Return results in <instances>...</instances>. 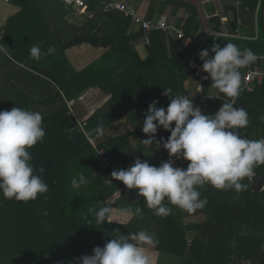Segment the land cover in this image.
Wrapping results in <instances>:
<instances>
[{
    "label": "trees",
    "instance_id": "obj_1",
    "mask_svg": "<svg viewBox=\"0 0 264 264\" xmlns=\"http://www.w3.org/2000/svg\"><path fill=\"white\" fill-rule=\"evenodd\" d=\"M57 1L63 0H10L20 10L32 5L38 7L43 20L41 25L46 27L38 41L42 52L45 53L53 44L60 50L89 44L103 48L106 54L102 55L101 64L92 62L78 71L68 63L62 64L59 59L52 60L48 67V64L43 66L42 59L30 63L26 58L14 54L19 63L33 71L19 69L16 82H1L0 110H11L16 106L42 114L45 137L29 152L34 169L44 170L40 175L47 183L48 191L26 203L5 199L0 194V264H77L79 257L91 255L94 247H103L117 236L118 232L115 231H120L109 226L107 221L96 225L89 209L98 210L101 206L120 209L141 207L142 218L129 217L126 225L157 234V248L181 256V264H204L202 246L217 255L216 261H210L211 264H239L241 260L246 264H264V180L263 188L258 192L252 190V176L242 181L248 188L239 194L234 190H217L210 185L204 190L199 189L201 197H207L208 204L194 213L183 210V214L199 213L204 215V219L183 226L181 213L178 214L180 208L175 206L179 211L172 210L167 217L154 215L141 201L143 198L137 195L136 190L127 189L122 182L111 177L110 168L102 165L103 157L98 152L103 150V155L110 156L120 169L131 166L125 161L131 141L141 142L148 138L141 131L144 113L153 100L161 102L154 95L155 80L163 79L181 89L182 80L192 70L186 59L194 56L195 49L185 45L184 41L200 23L195 5L178 3L188 11L182 25L184 38L175 39L161 30H153L150 32L148 56L140 59L133 44L135 36L129 33L130 18L122 12H104L100 6L101 0H85L86 21L81 27H75L65 21L63 15L56 16L52 12L55 7L52 9L50 5L54 3L51 2ZM262 1L242 0L241 11L247 13V16L242 15L244 25L254 26L256 7ZM171 2L173 0L165 3ZM226 10L233 12L229 27L234 31L237 28L236 11L233 5H229ZM209 21L214 23V32L220 30L222 22L219 15L211 17ZM60 28L67 30L65 36L59 37L62 32ZM7 37L13 43H18L11 38V34L8 33ZM8 39L2 36L0 44L6 45ZM213 40V36L208 37L202 50ZM261 40L260 32L255 41L223 36L217 38L221 46L227 42L235 43L241 50L250 48L257 56L264 55V40ZM18 45L25 52L23 45ZM56 52L55 55L53 53L55 57ZM195 60L201 62L198 55ZM9 62L17 65L11 60ZM240 71L243 78L246 68ZM203 74V90L207 92L210 78H207V73ZM94 86L111 93V97L88 118L87 132H91L101 122L104 125L101 137L97 138L94 133L90 136L92 144L70 123L66 100L75 99ZM219 95L229 99L220 92ZM222 103L218 99L216 111ZM235 106L246 109L249 116L250 123L239 130L241 134L252 140L264 137V120L260 119L264 116V81L256 91L239 95ZM122 120L131 122L133 127L119 134L106 132L110 126ZM168 132L158 129L156 141L161 137L167 138L170 135ZM145 146L159 162L161 146L157 148L155 142L154 145ZM80 173L89 181L74 189L71 181ZM254 173L262 174L264 179V165L257 166ZM116 190L121 191L115 202L105 203V199ZM43 209L48 210V216L41 214ZM45 225H51V229ZM185 230L196 231L190 243L184 237Z\"/></svg>",
    "mask_w": 264,
    "mask_h": 264
},
{
    "label": "clouds",
    "instance_id": "obj_2",
    "mask_svg": "<svg viewBox=\"0 0 264 264\" xmlns=\"http://www.w3.org/2000/svg\"><path fill=\"white\" fill-rule=\"evenodd\" d=\"M9 50L0 44V55L9 56ZM54 52V47H49L46 53L36 45L30 49L31 57L36 60ZM210 52L214 55L210 56ZM198 57L203 61L201 70L212 81L211 86L229 98L228 101L222 103L215 114H205L194 106L192 98L173 95L171 88L164 89L163 95L170 102L167 108L157 107V100L148 105L141 129L148 138L141 142L149 146L155 142L157 148L162 145L170 159L156 166L136 158L129 168L111 173V177L127 189L136 190L147 208L162 218L171 214L169 204L189 213L203 209L208 199L201 197L199 188L206 184L217 190H234L237 194L246 191L248 185L242 181L251 177L257 166L264 165V137L252 140L241 134L239 130L250 123L249 116L246 109L235 106V99L242 90L240 69L254 63L256 53L227 42L223 47L214 43L210 49L201 50ZM260 119L264 120V116ZM158 129L170 132L166 140L161 137L156 141ZM103 132L101 122L85 135L94 133L99 138ZM44 137L43 116L39 111L16 106L11 110H0V194L5 199L26 203L48 191V185L40 175L44 170L34 169L29 152L37 143L43 142ZM173 156L187 161V167L174 166ZM86 183L83 173L71 181L74 189ZM120 211L131 218L143 216L139 206ZM89 212L99 226L107 220L111 209L101 206L98 210L91 208ZM41 214L48 216L49 212L43 209ZM45 227L51 229V225ZM158 243L154 234L145 230L120 234L103 247H94L91 255L79 257L77 264H151L147 250Z\"/></svg>",
    "mask_w": 264,
    "mask_h": 264
},
{
    "label": "crops",
    "instance_id": "obj_3",
    "mask_svg": "<svg viewBox=\"0 0 264 264\" xmlns=\"http://www.w3.org/2000/svg\"><path fill=\"white\" fill-rule=\"evenodd\" d=\"M102 1H107V0H101L100 6ZM166 1L167 0H135V3L138 7L140 15L143 16L145 19H155L161 13H165L168 16L169 22L173 24L176 28H180V29H182V25L186 20L188 11L185 6L179 5L178 3H187V4L195 5V7L198 10V18L200 20V23L196 28H194L190 32L189 36L185 37V41H184L185 45L193 47L195 49V52L199 48L198 45H203L202 48L200 49L202 50L208 41V37L213 36V33H215L213 30L214 23L209 21L211 17L219 15L220 20L222 22L221 27L224 26L226 30L231 31L229 27V21L233 19V12L230 10H226V8H228L229 5H232L233 0H173V2L171 3H165ZM51 3H54L50 5L52 6V9L55 7V11L52 12L56 14V16L63 15L64 16L63 19L68 23L74 25L75 27H81L86 21L85 20L84 22H81L79 20L80 18L79 16L85 14L74 13V11L70 8V5L68 4L67 0H63L61 2L59 1L51 2ZM241 9L242 7L239 10L234 9V11H236V17H237L236 24L238 17L242 21V15L247 16V13L241 11ZM40 15H41L40 11L38 10V7H36L35 5L30 6L26 10H20V7L15 4H12L10 0H0V38L3 36V39L5 38L8 39L7 34L8 33L11 34V38L16 40L21 45H23V49L25 51V52L22 51V47H20L18 43H13V41L9 39L6 41L5 46L9 47L10 50H9V56H7L8 59H5L2 55H0V85L3 80L9 82H16L18 76L16 73L19 69H28L29 71H33L28 66H24V64L19 63L18 60L15 59L16 56L14 54H18L20 57L26 58L27 61H30V63H34L36 59L31 57L30 46L31 45L39 46L42 51V47L38 41H39V37L45 31L43 30L44 28L43 24L41 25V21L43 20H41ZM253 18H254V26L244 25L243 21H242L243 24L241 25L237 24V28H239L240 35L245 37V39H249L250 37H253L256 29L258 31V34L259 32L262 33V27L260 26V10L258 14L256 13V17L254 15ZM255 22L257 24L256 26H255ZM44 29H46V27ZM53 29L54 27L51 28L52 32ZM60 30L59 32H61V34L59 33V37L65 36L67 30L64 28H60ZM141 31L142 30L141 28H139V26L130 25L129 33L135 36L133 41L134 47L140 59H145L148 56L149 45H146L144 43ZM164 33H166L168 37L177 39L173 32H171V34L173 35L167 32ZM186 38H189L190 40H192V42H190L189 40L187 41ZM213 38L214 40L212 42L215 41L214 43L219 44L217 42V38H215L214 36ZM52 47H54L55 51H57L56 52L57 56L55 57L53 56V54L52 55L48 54L46 56H43L41 58L42 60H40L44 63L43 66L48 64L47 66L49 67L50 66L49 64L52 60L59 59V61L62 64L65 63V65H67L68 63L76 71H78L92 62H94V64L96 65L101 64L102 55L104 53L106 54V50H104L103 48L92 47L89 44H82L65 50H60V48L58 49V46L56 44H53ZM47 49L45 50V53L47 52ZM195 54L193 56L194 58L198 55ZM92 58L94 59L92 60ZM9 60L16 63L17 65L12 64L11 62H9ZM106 61L108 62V59H106ZM12 71H14V73H12ZM203 75L201 78V82H202V92L205 95V98H201L196 91V86L198 85L200 79L192 70L190 71L188 76H186V78L182 80L181 89L174 86L172 83H168L163 79L155 80L153 84L154 95L156 99L157 98L161 99V102L158 103L157 107L166 108V106L169 104L170 99L163 95V90L171 88L173 95L180 94L192 98L194 106L199 107L203 113L214 114L217 108L216 102L218 101V99H221L223 102H227L228 100L226 98H222L219 95V91L211 86L212 85L211 79H209V86H207V92H204ZM4 76L6 79L4 78ZM89 89H93V88H89ZM211 96L212 97L215 96V97L211 99ZM110 97H111V93L104 92L98 86H94V112L102 105H104V103ZM132 127L133 124L131 122L122 120L110 126L106 132L119 134L127 129H131ZM169 134L170 132H168V135ZM164 139L166 140L167 138ZM159 140L160 139H158V141ZM134 147H136L135 150ZM133 154L135 155L134 157ZM136 158H140L142 161L146 160L150 165H156V166H159L158 163L170 159L167 150H165L162 147V145L158 154L159 162H157L154 159L153 155L149 152L147 147L145 145H142L140 140H132L130 143V151L125 161L126 163L132 165L133 160H135ZM171 159L174 160V166L177 164V167H182V168L187 167V163H188L187 161H184L182 159V161L178 162L179 159L181 158H177L175 156L171 157ZM255 175H256L255 173L252 175L251 184ZM207 187L208 186L206 184L200 187L199 189L204 190ZM120 191L121 190H116L115 192H113L108 198L105 199V203L112 204L113 202H115V200L120 195ZM141 201L143 202V200ZM168 206L171 207L172 210H174L175 212L179 211V209L173 205L169 204ZM110 209L112 212V214L111 212L110 214L116 216L114 220H111L109 219L110 216L109 214L106 221L109 226L120 229L117 235L120 234L127 235L130 233L139 232L140 230H143V229L135 230L132 227L127 226L126 224L129 221V217L122 215L120 208H116L115 206H113L112 208L110 207ZM180 213H181V218H180L181 220L180 219L179 220L182 222L183 226H187L191 223L199 222L204 219V215L199 213L193 215L192 214L184 215L183 209H180V212L178 214L180 215ZM118 218H120V220H118ZM147 232L150 234H154L156 239L158 238L157 234L150 231ZM195 233H196L195 230H191V231L185 230L184 237L187 243L191 242V240L195 236ZM201 249H202L201 257L203 260L206 261L204 264L210 261L213 262L216 261L215 259H217V255H215L214 252L210 251L209 249L207 250L203 246L201 247ZM147 254L150 256L151 264H181L182 261L181 256L173 253L165 252L163 250H159L157 246L148 249ZM246 263L247 262L241 260L239 264H246Z\"/></svg>",
    "mask_w": 264,
    "mask_h": 264
},
{
    "label": "built area",
    "instance_id": "obj_4",
    "mask_svg": "<svg viewBox=\"0 0 264 264\" xmlns=\"http://www.w3.org/2000/svg\"><path fill=\"white\" fill-rule=\"evenodd\" d=\"M68 4L70 5V8L74 11L76 14H84L85 13V0H67ZM261 2L258 3L256 7V13L258 9L260 8ZM232 5L234 9L239 10L242 7V1L241 0H233ZM101 8L104 12H109L112 10H118L123 13L125 17L130 18V25H137L139 28H141L143 34V41L146 45H149L150 43V32L153 30H161L167 33L173 32L175 34V37L178 39L184 38V34L182 29L176 28L173 24L169 22L168 16L165 13H161L157 18L155 19H145L143 16L140 15L138 7L135 3V0H107L101 2ZM256 17V14H255ZM237 24L241 25L242 21L238 17ZM255 22V26H256ZM173 35V34H171ZM213 36L217 38L218 36L223 37H235V38H245L242 35H240L239 28L235 29L233 32L228 31L224 28V26L221 27V29L215 33H213ZM259 34L257 29L255 30V34L253 37H250V40H257ZM186 40L192 42L189 38H186ZM215 42V41H214ZM203 45H198V50L195 52L196 54L199 52V50L202 48ZM222 47V46H220ZM195 54V55H196ZM264 55L257 56L256 61L253 64H250L248 67H246V72L243 75L242 78V85H241V94L243 92H254L256 91L260 85L264 81ZM186 62L190 69L193 70V72L199 77L200 81L198 85L196 86V91L199 94L201 98H205V95L202 92V82L201 78L203 75V71L201 70V66L203 61L198 62L195 60L194 57L187 58ZM240 94V95H241ZM84 94H80L75 99L66 100V104L68 107L67 115L69 116L70 123L74 125L81 133L85 135L87 132V120L90 117H86L85 114H87V111H85L84 114L78 113L77 104L79 99V102H82V96ZM211 99L213 97L211 96ZM236 101V99H235ZM75 104V105H74ZM76 106V108H75ZM94 111V108H92ZM85 137L93 144L90 136L85 135ZM98 152L102 155V165L110 168L111 173L114 170H120V167L113 161H111L110 156L103 155V150H98ZM182 161V158L179 159L178 162ZM177 167V164L175 165Z\"/></svg>",
    "mask_w": 264,
    "mask_h": 264
},
{
    "label": "rangeland",
    "instance_id": "obj_5",
    "mask_svg": "<svg viewBox=\"0 0 264 264\" xmlns=\"http://www.w3.org/2000/svg\"><path fill=\"white\" fill-rule=\"evenodd\" d=\"M80 18H79V20L81 21V22H84L85 20H86V16L85 15H81V16H79ZM94 57V56H93ZM91 58V57H90ZM94 58H92V60H93ZM83 98L81 99L82 100V102H79L80 100L79 99H76V101L78 100V102H76L75 104H77L78 106H77V109L79 110L78 111V113L80 112V114L82 113V114H84L85 113V111H87V114H85V116L88 118L94 111L92 110V108H94V88L93 89H88V90H86V91H84L83 92ZM74 104V105H75ZM79 105H81V106H79ZM75 108H76V106H75ZM87 123H88V120H87ZM94 144V143H93ZM137 147H138V145H137ZM136 149V147H134V150ZM136 154V153H135ZM135 155L133 154V157H134ZM133 162H134V160H133ZM87 180V179H86ZM87 181H89V180H87ZM111 214H112V212H111ZM110 214V216H109V219H111V220H114L115 219V216L116 215H111ZM118 220H120V218H118Z\"/></svg>",
    "mask_w": 264,
    "mask_h": 264
},
{
    "label": "water",
    "instance_id": "obj_6",
    "mask_svg": "<svg viewBox=\"0 0 264 264\" xmlns=\"http://www.w3.org/2000/svg\"><path fill=\"white\" fill-rule=\"evenodd\" d=\"M260 26L262 27V40H264V1L261 3L260 7ZM214 42L209 43L206 49H210ZM263 186V176L261 174H256L252 180V190L258 192Z\"/></svg>",
    "mask_w": 264,
    "mask_h": 264
}]
</instances>
